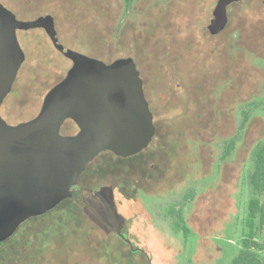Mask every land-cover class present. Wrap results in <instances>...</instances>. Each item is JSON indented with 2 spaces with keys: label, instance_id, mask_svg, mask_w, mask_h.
Segmentation results:
<instances>
[{
  "label": "rangeland",
  "instance_id": "obj_1",
  "mask_svg": "<svg viewBox=\"0 0 264 264\" xmlns=\"http://www.w3.org/2000/svg\"><path fill=\"white\" fill-rule=\"evenodd\" d=\"M51 1L56 3H53L51 6L48 4V8L58 11V14L62 12L64 15L63 11H61L62 9L55 6L58 5L57 3L60 0ZM96 1L105 2L106 6L104 7L103 4L97 5L94 3L89 5L87 2L83 1L79 6L71 7L70 9L72 10L74 8L81 12L84 18H79L76 22L90 24L87 27V31H93L94 28L92 25L94 27L96 26L98 35L93 37L94 42L85 43L86 39L84 38H86V35L81 36L78 39L72 38L69 41L70 43H67L66 39L61 36H59V39L61 45H63L66 50L71 44L76 49V51L73 52L101 61L107 65L127 57L135 59L133 56H128L135 52L147 57L152 55L153 50L150 51V42L154 47H162L163 44H161V39L164 35H170V33L165 34L167 27L173 29V32L178 35V39L175 38V43L171 47H179L183 51L188 47L186 43L191 42L190 39L196 37L198 34L199 37H203L204 28L211 18L209 2L205 3L202 1L197 9H193L197 15L196 18L193 19L191 16V18L188 17L187 9L182 8L178 12V9L175 8L177 4L174 5L175 1L178 0H136L132 4L133 6L130 10L131 15L129 20H127L128 22H126L124 26L125 12L127 11L125 0ZM157 1L158 4L163 5L165 10L171 11L170 17L166 16L168 12L161 9L162 7L154 10V5ZM8 3L9 4H6V2L3 1L2 4L10 11H13L20 21H32L36 16L32 11L23 12V10H20L19 5L14 4L12 0H8ZM58 6L61 7V5ZM39 7L40 5L36 4L34 5L36 10L34 8L33 10L37 12L40 10ZM235 10L232 28L236 29L237 27H242L247 34L249 32L253 33L252 30L254 29L255 34H257L252 36L253 42L255 43V52L246 49L243 52H239L232 47H229L227 51H223L224 53H220L219 50L214 52L213 58L217 53L218 56L222 55L225 57L226 61H228L227 64L222 65V63L217 61L218 58L215 60L220 66L222 65L221 67L219 66L218 73L212 75L215 85L224 81L226 78L232 82L221 83L217 90L215 89V85L212 87V91H216V94L218 95L215 96V99H218L216 109L221 111V108L223 107L221 114H217V112L214 111L213 99L210 102L211 105L207 107L208 112L213 108L211 115H206L204 110L196 119L191 118L192 112L190 113V109H193L195 104H197V101H194L192 97H196V94L186 91L184 87H182L180 91L177 90L174 84L175 80L173 82L174 86L172 84V78L168 79L165 77L161 78L163 79L162 81L157 80V74H154L153 70L158 71L157 73L159 75L163 73V76H165V70L163 68H160L159 70L156 66V63H158L159 60L161 61V64L164 62L159 56V60L156 56L152 60L147 61V63L144 59H140L139 61L144 68V75L148 82L147 90L155 105L158 115L157 119L160 122H165L164 126L167 130H163L162 134L169 135L170 140H173V138L181 136V134H176L177 129L181 127V130L189 131L191 129V132L189 133L194 135L187 140H180L183 145V147L179 149L180 151H185L186 154L188 153L189 148L192 150V144L189 143H192L198 134L197 138L199 141L202 142L203 139V142L207 143L209 146L208 152H206L209 156L208 161L216 162L219 157L223 155V152L227 147L226 145H229L228 142L231 140L235 142V147L229 158L221 164L222 179L217 180L216 186L211 185L212 189L207 190L204 195H201L196 199L195 210L197 211V214L193 215L194 212H188L191 205L189 204L190 201L189 203L186 201L191 195L193 196L195 190H200L197 181L192 178L185 181V184L176 190L166 191L168 188L174 187L169 184L172 181L170 179L163 180L159 185L154 187L155 189H149L148 192L153 194L166 193L155 197H142L143 206L148 214L143 212L142 215V210L137 206L136 210L133 211L132 208H135L130 204L132 201H124L122 197L118 195L121 201L118 203L121 213L129 220L130 218L138 219L130 228L132 229L133 237L135 238L137 245H146V240L151 236L150 240L155 241V247L161 248L171 257L168 259L169 261L167 260L163 263L157 261V264H229L232 261L233 256L238 253L241 238L246 231L248 232V229L246 230V220L250 213L249 202L250 199L254 198L253 188L250 183V176L254 170L253 156L257 146L264 141V4H262L261 0H250ZM145 21H148V23L151 24H157V27L152 29L153 26ZM76 22L69 21L68 25L69 27H72L73 30L75 28L79 32L80 27ZM111 24L114 26H116V24L118 25L116 26L117 29L113 36H109L108 33L106 34V28H109ZM76 32L77 31H74L75 38H77ZM82 32L85 33L84 30H82ZM231 37L234 38V34L229 38ZM17 38L25 60L20 68L12 91L6 97L4 102L7 100L8 102H12L21 95L20 97L23 101L21 102L20 107L22 109L25 100L33 98L34 100L28 105L30 112L26 114L31 116L37 114L39 110H41L45 99V96L41 98V93L46 90L49 84L52 85L48 91L65 79L72 68V62L54 48L48 34L43 28L18 30ZM165 40L166 42L170 41L169 43L172 44V39L165 38ZM216 40L221 39L212 40V48L214 47L213 44ZM230 41L231 46L238 48V38L231 39ZM204 52H206L205 49L202 50L203 54ZM207 54L210 55L209 52ZM180 58L181 56L177 59ZM187 60V58H184L185 63L188 62ZM234 63L239 64L232 66ZM163 65H166V61ZM169 69H171V72L174 74L173 76L177 81L185 86V81L188 75L180 69L175 70L173 67H170ZM182 69H186V65H184ZM160 77H162V75ZM174 77L173 79H175ZM193 79L198 81L195 77ZM215 79H217L218 82L215 81ZM203 87L205 89V84ZM170 90L177 93L182 91L188 93V98L186 97L185 100L182 98V95L180 96L181 100H179L180 103L177 112L170 110V108L163 110L162 98L160 95ZM219 103L221 104L220 106ZM253 105L255 107H253ZM2 106L0 109L1 117L9 125H12L11 120L6 117L4 107L2 108ZM185 110L186 114L183 117L180 111ZM245 112H248L249 115L246 123L243 124L244 119H246V116L244 115ZM193 121L196 122L197 126L195 130L196 132L194 133L191 127V124L195 125V123H192ZM187 124H189L190 127L187 126ZM170 129L171 131H169ZM202 153L203 152L197 153L194 151L192 158V164L194 166L204 163ZM183 158L187 159L186 157ZM185 159L184 161H186ZM190 162L191 160L189 161V166H192V164L190 165ZM176 164L177 163H175L174 166ZM242 166H244V171L241 175L240 181L239 173ZM190 168L191 167L184 172H181L179 176H187ZM214 168L217 170V167ZM171 169L176 178L178 172L174 167L172 168V166ZM182 169L183 167L180 168V170ZM211 177L208 176L207 179H210ZM105 181L108 182V179L105 178ZM239 183L240 189L237 192ZM220 189L223 190L220 191ZM224 193L230 196V198H228L229 209L227 212V219H229V221L226 223V229L224 232H221L223 235L218 233L221 227L208 229V233L213 231L212 237L214 236L212 242H210V240L207 239L208 237H204L202 232L199 231L203 230L202 224L209 219V211H211L212 217L217 215L216 212L218 209L223 211L220 209L222 206L218 201L220 194ZM235 193L238 199L237 211ZM261 201H264V197H261ZM60 209L61 210H58L49 216L50 218L55 219V224L57 220H59L58 217L65 212L63 208ZM187 212L188 214L186 215ZM71 214L75 218L77 217L75 213ZM79 214V218L72 220L67 228L63 227L61 232L60 229L56 230L58 235L50 240L46 239L48 243L46 250L39 251V254L37 253L38 251L32 252V257L29 258V260L34 261L36 259L41 262V264H104V262L100 260L97 251L106 239L104 238L103 233L98 230L85 229L81 212ZM223 214L225 215V213ZM186 216V223L188 226L182 221ZM46 221L47 220L44 218L31 221L27 227L20 230L29 222V220L23 223L15 233L16 235L20 231L18 235L12 242L6 245V253H9L8 255L10 256V253H12L14 249H18L20 246L24 248L25 243L30 239L32 240L33 248L36 247L41 238L34 239L33 233L39 226L44 225ZM255 224L257 241L261 245H264V226L260 227L258 220ZM152 225L155 230L152 228ZM193 229L196 232L201 233L204 237V242L199 245V236L197 233H193ZM108 241L111 243L112 247L115 248L114 240L109 238ZM150 248L152 247L150 246L148 251L151 253L152 249ZM22 251L23 249H20V253H16L20 254L18 255L19 258H22L23 256L21 255L23 254ZM33 251H35V249H33ZM176 256L178 258H176ZM139 258V256H135L134 259L138 260Z\"/></svg>",
  "mask_w": 264,
  "mask_h": 264
},
{
  "label": "water",
  "instance_id": "obj_2",
  "mask_svg": "<svg viewBox=\"0 0 264 264\" xmlns=\"http://www.w3.org/2000/svg\"><path fill=\"white\" fill-rule=\"evenodd\" d=\"M239 0H220L211 29H223L227 6ZM44 28L56 48L74 65L66 78L46 95L34 120L9 125L0 114V243L14 236L31 218L55 209L73 196V187L86 166L111 151L129 157L148 147L156 133L145 99L143 81L132 60L107 65L57 43L54 19L23 22L0 2V108L12 91L25 60L18 30ZM80 128L75 136L61 135L66 120ZM85 213L104 232L122 234L112 187L86 200Z\"/></svg>",
  "mask_w": 264,
  "mask_h": 264
},
{
  "label": "flooded vegetation",
  "instance_id": "obj_3",
  "mask_svg": "<svg viewBox=\"0 0 264 264\" xmlns=\"http://www.w3.org/2000/svg\"><path fill=\"white\" fill-rule=\"evenodd\" d=\"M3 1L6 2V4H9L8 0H3ZM3 1L0 0V2H2V3H3ZM12 1L14 4H18L20 7V10H23V12H25V11L34 12V14L36 16L34 17V19H32V21H35V20L42 18V17L52 16L54 19L56 38L58 40L57 43L59 45H61L59 36L66 39V42L68 43L72 38L78 39L79 37L86 35V38H84V39H86L85 43H89V42H94L93 37H96V35H98V32L96 31V26L94 27L92 25V27L94 28L93 31H90V30L87 31L88 30L87 27L90 24L82 23V22H79V23L76 22L79 18H84V16L81 14V12L79 10H76L74 8L72 10H70L71 7L79 6V4L83 1L87 2L89 5L91 3H94L97 5L103 4L104 7L106 6L105 2L96 1V0H60V1H58L57 4L61 5V7L58 5H55V6L58 7L59 9H62L61 11H63V13H64V15H63L62 12L60 14H58V11H55L51 8H48V6H47L48 4H49V6H51L53 3L54 4L56 3V2L51 1V0H12ZM134 1H136V0H125L127 11L125 12L124 26H125L126 22H128L127 20H129V17L131 15L130 10L133 6L132 4L134 3ZM202 1H204L205 3L209 2V5H210L209 10L211 12V18L209 19V23L204 28L203 37H199V34L197 36L195 35L196 37L190 39L191 42L186 43V45L188 47H186L185 50L182 51L179 47H176V48L171 47L175 43L174 40H175V38H177L178 35H176L173 32V29H170L167 27L165 34L170 33V35L169 36L168 35L163 36V38L161 39V44H163L162 47H154L153 44L150 42V51L153 50L152 55L147 57V56H144L138 52H135L133 54L128 55V56H133L135 59H133L132 57L120 59V60H132L135 63L136 68H137L138 72L140 73V77L143 81V89H144L145 99L148 102L150 111L153 115V122H154V126L156 128L155 136L153 137V139L150 142V144L148 145V147L145 148L144 150H142L141 152H139L138 154H135V155L129 156V157L117 156L115 153H113L111 151L102 152L91 163H89L86 166L84 173L78 179L77 185L75 187H73V196L71 198H68L66 201H64V203L60 204L59 206H57L55 208V209L58 208L59 210H61L60 208H63L67 212L71 211V213H75L78 217L80 215L79 213L81 212V214H82L81 216L83 217V220H84V221L83 220L82 221H83V225H84L85 229H88V230L94 229V230H98L101 233H103L106 241H104L101 244L100 248L97 251V254L99 255L100 260H102L104 262V264H131V263H133V264H157V261L163 263V262H166L168 259L171 258L161 248L155 247V241L150 240L151 236L148 237V239L146 240V242H147L146 245H144V246L137 245L135 238L133 237L132 229H130V228L133 226V223L137 222L138 219L137 218L136 219L130 218V220H129L124 214L121 213L119 206H118V203H120L121 201H120L118 195H120L124 201H132L130 204L132 207L135 208V209L132 208V210L135 211L136 206H137L142 210V215H143V212L147 213V210L143 206V201H142L143 196L155 197V196L163 195L166 193V192H164L163 194H159V193L153 194L151 192H148L149 189H152L155 186L159 185V183L162 182L163 180L170 179L172 181L169 184L173 185L175 188L171 187V188H168L166 191L176 190V189L181 188L183 186V184H185V181L192 178L193 180L197 181V184L199 185L200 190L199 191L195 190L193 193V196L191 195L192 197L190 196L186 201L188 203L190 201L189 204L191 205L189 207L188 212H190V211L194 212L193 215L197 214V211L195 210L196 199L199 196L204 195L207 190L212 189L211 185L216 186L217 180L222 179L221 168H220L221 164H223V162L229 158L232 150L235 147V144H234L235 142L231 140L230 142H228L229 145H226L227 147L224 150L223 155H221L216 162H210V161H208L209 156L206 153V152H208L209 146L207 145V143L203 142L202 138H204V137L201 138L202 142H200L199 139L197 138V135H198L197 134L195 140L192 141V143H189V144H192L191 148H193V149L191 150L189 148L188 153H186V154H185V151H180L179 149H181L183 147L182 141H180V140H187L191 136H194V135L189 133V132H191L190 131L191 129L189 131L181 130V127H179L177 129V133H176V134H181V136H179L178 138H173V140H170L169 135L162 134L163 130H167L166 127L164 126L165 122L164 121L160 122L157 119L158 115H157V111L155 109V105L153 103L152 97L150 96V94L147 90L148 82H147V78L144 75V68L141 65V63L139 62L140 59L141 60L144 59L147 63V61L152 60L156 56L158 58V56H159V58L164 62H162V64H161V61L158 58L159 61H158V63H156V66L159 70H160V68H163L166 73L164 72L165 76H163V73H161L162 77H160L161 75H159L157 73L158 71L153 70V73L157 74V80L162 81L163 79H161V78H165V77L168 79L172 78V84L175 80L174 84H175V88L177 90L180 91L181 88L184 87V89L186 91L191 92V93L193 92L196 94V97H192L194 101H197V104H195V102H194L195 106L193 107V109L191 108L192 110L190 109V113L192 112L191 118L196 119L197 116L201 115L204 110H205V114L209 116L212 114L213 108H214V111L217 112V114H221L223 107L221 108V111H218L216 109V105L218 104V99H215V96H218V95L216 94V91H212V87L215 85L214 78H212V75L218 73V69L222 65L227 64L228 61H226L225 57H223L222 55L218 56L217 53L215 54L216 56L213 58L214 52L219 50L220 53H224L223 51H227L229 49V47H232L235 50H238L239 52H243L245 49L255 52V49H254L255 43L253 42L252 36H255L257 34H255L254 29L252 30L253 33L249 32L247 34V32H245L244 28H242V27H237L236 29L232 28L233 16H234V12L236 11L235 9L240 7L241 5H243L244 3H246L250 0H239V1H235V2H232L231 4H229L227 6L228 22H227L226 26L217 33H213V31L210 27L212 25L213 20L215 19V11H216L217 5H218L220 0H211V1H207V0H178V1H175L174 5L177 4L175 8L178 9V12L182 8L187 9L188 10V17L189 18L193 17V19H195L197 15H196V12L193 11V9L194 8L197 9ZM261 2H262V4H264V0H261ZM36 4L40 5V7H39L40 10L37 12H35L36 9L34 8V5H36ZM101 7L104 8L103 6H101ZM159 7H162L161 9H164L163 5L158 4V1H157L154 5V10L155 9L157 10ZM33 8L35 10H33ZM165 11L168 12V14L166 16L170 17L171 11H169V10L168 11L165 10ZM69 21H74V23L76 22L77 24H79V27H80L79 32L75 28L73 30L72 27H69V25H68ZM145 22L148 23V21H145ZM148 24L153 26L152 29L157 27V24H154V23H152V24L148 23ZM116 26H118V25L116 24ZM116 26L111 24L109 26V28H106V31H107L106 34L108 33L109 36H113V34L116 32V29H117ZM81 29L84 30L85 33L82 32ZM44 30L46 31V29H44ZM74 31H77L76 32L77 38H75ZM46 33L48 34L54 48L58 52H60L64 57H66L63 52L59 51L56 48L51 36L49 35V33L47 31H46ZM233 34L235 36L234 38L239 39L238 48L231 46L230 40L234 39V38L233 37L229 38V37ZM165 38H170L174 42L172 41V44H170L169 43L170 41L166 42ZM219 38L221 40L214 41L215 42L213 44L214 47L212 48L211 47V41L214 39H219ZM219 41H221L222 43ZM178 45H180V44H178ZM61 46L64 48L65 51H72V52L76 51L75 47L72 46L71 44H70V46H68L69 48L67 50L63 45H61ZM203 49H205V51L207 53L209 52L210 55H208L206 52H204V54H203L202 53ZM197 55H199V56H197ZM138 56H139V60H138ZM180 56H181V58L177 59ZM66 58L72 62V67H73V65H74L73 61L68 57H66ZM184 58L188 59L187 63H185ZM217 58H218V60H217ZM258 59H257V61H258ZM215 60L222 63V65L220 66L219 63H217ZM117 61H119V60H117ZM165 61H166V65H163V64H165ZM237 64H239V63H234L232 66H236ZM148 65H149V63H148ZM184 65H186V69L183 70L182 68ZM170 67H173L175 70L180 69L188 75V77L185 81V86L181 85V83H179L177 81V79L173 76L174 74L171 72V69H169ZM139 68H140L141 72H140ZM141 73H142V76H141ZM173 77L175 79H173ZM194 77L198 81H195L193 79ZM215 81H217V79H215ZM61 82H59L58 84H60ZM226 82L232 83L231 81H229L228 78H226L224 81L217 83L215 85L216 86L215 89L216 90L219 89L220 84L226 83ZM58 84H56L55 86H57ZM174 84H173V86H174ZM204 84H205V89L203 87ZM51 85L52 84H49V86L46 88V90L43 93H41V98H43L44 96L46 97V95L50 92L48 90L51 87ZM186 91L185 92L182 91V92L177 93L173 90H170V91H166L165 93H163L161 95L159 94L162 98L161 100H162V104H163V110L170 108V110L177 112L178 111V105L180 103L179 100H181L180 96L182 95V98L184 100L186 97L188 98V93ZM212 95H213V97H212ZM20 96H18V98L12 102H8V100H7L2 104L3 105L2 108L4 107L6 117H8V119L11 120L13 126L19 125L22 123H27L31 120H34L35 118H37V116L41 112V110H39V112L37 114H33L31 116L26 115L27 113L30 112L28 105L34 99L33 98H30V100L26 99L24 105H22L23 108L21 109L20 104L23 101V99ZM213 99H214V107L208 112L207 107L211 105L210 102ZM220 105L221 104L219 103V106ZM253 107H255V106L253 105ZM41 109H42V107H41ZM180 112H181L182 116L184 117V115L186 114V110L180 111ZM244 115L248 116L249 113L245 112ZM217 116H219V115H217ZM192 123H195V125L191 124V127L193 129V133H194V132H196L195 130H196L197 126H196L195 121H193ZM245 123L246 122L244 119L243 124H245ZM187 126L190 127L189 124H187ZM242 127H243V125H242ZM61 130H62L61 135H63V136H75L80 132L79 126L72 119L66 120L65 123L63 124ZM169 131H171V129ZM205 146H208V147H205ZM194 151H196L197 153L203 152L202 153V155L204 157V163L203 164H198L196 166H194L192 164V158H193ZM182 156L186 157L187 159L183 158ZM181 159H182V161H181ZM184 159L186 161H184ZM190 160H191L190 165L192 164V166H189ZM175 163H177V164L174 166ZM208 165H210V166H208ZM171 166H172V168L174 167L175 170L178 172L176 174V178H175V174L172 172ZM181 167H183L182 170H180ZM189 167H191V168H190V171L187 173V176H181V175L179 176V174H181V172H184ZM214 167H217V170ZM243 171H244V166H242V169L239 173L240 181H241V175H242ZM208 176H210V177L212 176V177L210 179H207ZM105 178L108 179V182L105 181ZM175 181H176V183H175ZM104 187H112V189H113L114 199H115L116 206L118 207V212L125 219V224L123 225V228H122V234L126 239H128L132 243V246L130 244H128L118 234H116L114 232H111V233L104 232L85 213V207H86L85 202H86V200L90 201L91 197L96 192L100 191ZM239 189H240V183H239V187H238L237 192L239 191ZM222 190L223 189H220V191H222ZM236 193H235V204H236V211H237V208H238V206H237L238 201L237 200L238 199H237ZM228 198H230V196L228 194H226V193L220 194V198H219L218 202L222 206L220 209L223 211H220L218 209L216 212L217 215L212 217L211 211L208 210L210 212V217H208L209 219L202 224L203 230L199 231V232H202L204 237H208L207 239H209L210 242H212V239L214 238V236L212 237L213 231L208 233L209 228L221 227V229L218 231V233L224 232V230L226 229V223L229 221V219H227L228 218L227 212L229 209V206H228V200L229 199ZM139 208H138V210H139ZM55 209H53L51 211H54ZM51 211L47 212L46 214L50 213ZM188 212L186 213V215L188 214ZM223 213H225V215ZM46 214H43L41 216H44ZM41 216H38V217H41ZM54 221H55V219L50 220V223H52ZM182 221L184 222L185 225H187V223H186L187 216ZM58 223L59 222L57 221L55 225H57ZM153 225H152V228L155 230ZM199 232H196L195 230L193 231V233H197L199 236L200 240L198 242V245L200 243L204 242L203 241L204 237ZM154 233H155V231H154ZM221 234L223 235V233H221ZM109 238L111 240H114L115 248L112 247L111 243L108 241ZM150 246L152 247V248H150V249H152L151 253L148 251V248ZM135 256H139L140 258L138 260H135L134 259ZM177 256H178V254H177ZM177 256H176V258H178Z\"/></svg>",
  "mask_w": 264,
  "mask_h": 264
},
{
  "label": "trees",
  "instance_id": "obj_4",
  "mask_svg": "<svg viewBox=\"0 0 264 264\" xmlns=\"http://www.w3.org/2000/svg\"><path fill=\"white\" fill-rule=\"evenodd\" d=\"M245 118L246 122L248 116H246ZM253 158L254 170L252 175L250 176V183L253 188L254 198L250 199L249 202L250 213L246 220V230L248 229V232L246 231L244 236L241 238L238 253L233 256L232 261L229 264H264V258L262 254V252L264 251V245H261L257 241L255 224V222L258 220L259 226H264V201H261V197H264V141L257 146ZM58 210L59 209L57 208L44 216L31 218L29 219V222L20 229L22 230L27 227L31 221L40 218H44L47 220L44 225L39 226L38 229L33 233L34 239L41 238L39 244L36 247L33 248L32 240L30 239L25 243L24 248L20 246L18 249H14L9 256V253H6L7 250L5 249V247L7 244L14 240V238L20 231L16 235L14 234L15 236L13 238H10L4 243H0V264H41V262L36 259L34 261L29 260V258L32 257V252L38 251L37 253L39 254V251L46 250L48 245L46 239H52L53 237L58 235L56 230L60 229L61 232L63 227L67 228L72 220H76L79 218L77 215L76 218L72 216L71 211H65L64 214H59V220H57L59 223L57 225H55L54 222L50 223V220H53V218L50 219L49 216ZM20 249H23V254H21L23 255L22 258H19L18 255L20 254H16L17 252L20 253ZM33 249H35V251H33Z\"/></svg>",
  "mask_w": 264,
  "mask_h": 264
},
{
  "label": "built area",
  "instance_id": "obj_5",
  "mask_svg": "<svg viewBox=\"0 0 264 264\" xmlns=\"http://www.w3.org/2000/svg\"><path fill=\"white\" fill-rule=\"evenodd\" d=\"M263 256H264V251L262 252Z\"/></svg>",
  "mask_w": 264,
  "mask_h": 264
}]
</instances>
